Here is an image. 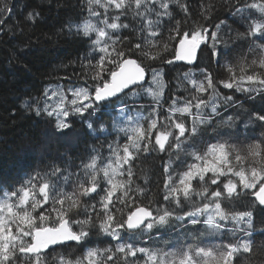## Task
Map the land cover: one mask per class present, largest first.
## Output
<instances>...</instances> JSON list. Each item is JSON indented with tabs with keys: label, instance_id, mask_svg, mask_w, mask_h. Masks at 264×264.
I'll return each instance as SVG.
<instances>
[{
	"label": "snow or ice",
	"instance_id": "obj_1",
	"mask_svg": "<svg viewBox=\"0 0 264 264\" xmlns=\"http://www.w3.org/2000/svg\"><path fill=\"white\" fill-rule=\"evenodd\" d=\"M229 7L245 21L242 37L252 45L248 54L234 60H229L231 49L220 34L224 22L189 25L187 2L85 0L86 18L69 22L61 31L90 44L81 63L91 72V88L68 89L71 100L63 86L46 88L42 104L39 99L25 100L23 107L52 117L56 131L63 133L72 127L70 117H92L102 106L114 105L111 129L87 124L106 141L112 136L106 143L108 154L93 148L75 171L67 163H53L17 184H0V264H264V244L252 239L254 211H264V134L242 140L234 130L237 117L222 115L235 104V93L264 98V0H230ZM200 8L201 19H210L213 5L201 3ZM177 10L181 19L174 14ZM12 11L7 0H0V25ZM39 15L30 12L27 20L35 22ZM205 50L208 63L200 65ZM177 62L193 65L198 72L182 74L181 80L190 85L186 95L173 93L165 101L168 85L162 66ZM221 87L233 94H222ZM141 95L154 103L147 115L132 114L123 98ZM217 118L223 130L216 128ZM247 119L264 129V110L249 113ZM208 127L215 133L214 142L202 153L192 151L193 162L184 161L179 174L166 165L160 199L151 200L150 190L133 179L141 157L172 150L179 155ZM236 202L244 210H236ZM173 224H203L209 236L226 232L236 239L173 245L168 250L120 242L88 248L76 259L57 251L86 245L92 235L121 241L122 232L151 233Z\"/></svg>",
	"mask_w": 264,
	"mask_h": 264
},
{
	"label": "trees",
	"instance_id": "obj_2",
	"mask_svg": "<svg viewBox=\"0 0 264 264\" xmlns=\"http://www.w3.org/2000/svg\"><path fill=\"white\" fill-rule=\"evenodd\" d=\"M7 2L13 11L5 24L0 25V184L5 187L19 183L29 173L42 172L53 163L61 167L67 163L70 170L75 171L81 162L87 159L93 148L107 155L106 143L111 141L112 136L106 141L103 135L93 133L87 124L91 121L97 129L101 125L111 129L112 118L116 115L114 105L102 106L92 117H70L72 127L59 133L55 129L52 117L37 116L23 107L25 100L31 103L33 99H39L42 104L46 88L63 86L69 100L72 97L68 89L91 88L92 81L88 78L91 72L81 63L91 51L90 44L84 39L68 34L66 30L61 31L69 22H82L87 13L84 11L85 0H7ZM182 2L190 5L189 25L197 22L212 26L224 22L220 34L225 36L227 47L231 49L229 60L248 54L252 46L251 41L242 37L247 25L230 10V0H182ZM201 3L213 5L210 19H201ZM30 12L40 14L35 22L27 20ZM174 14L177 19H181L183 15L179 10ZM92 55L95 56L96 53ZM223 62L222 60L221 63ZM197 63L200 65L208 63L206 50ZM162 67L164 81L168 85L164 100L168 101L173 93L178 96L186 95L184 89L190 88V85L181 80L182 74L189 69L198 72L197 68L185 64ZM212 67L215 71V61L212 62ZM65 77L69 79H64ZM220 92L233 94L231 90L222 87ZM233 99L235 104L224 109L222 115L237 117L234 130L238 131L240 138L243 140L245 137H258L264 134V129L247 119L249 113L264 110V98L256 96L254 99H248L246 94L235 93ZM123 102L132 114L142 112L144 115H147L154 103L151 97L143 95L135 99L124 97ZM167 106L165 103L164 107ZM142 123L146 128L147 120ZM215 126L219 130L225 127L219 118L215 121ZM214 135L213 129L208 127L196 138L194 146H186L179 155L176 150H172L141 157L134 169L135 183L150 190L151 200H159L165 178L164 167L167 165L170 172L179 174L184 170V161L193 162L189 154L194 150L202 153L210 141L214 142ZM191 143L189 142L190 145ZM243 203H250V200ZM234 206L236 210H244L240 202H236ZM220 234L222 236L226 234L228 237L231 233ZM239 235L242 234L237 233V236ZM219 236V234L209 236L203 224L195 226L185 224L183 227L173 224L170 227L154 229L151 233L122 232L121 241L107 236L92 235L86 245L61 247L57 251L67 258L76 259L83 257L88 248L114 247L120 242H134L138 247L168 250L173 245L188 243L196 245L208 240L220 243ZM252 239L257 244H264V211L259 208L254 211ZM137 259L142 260V256L138 254Z\"/></svg>",
	"mask_w": 264,
	"mask_h": 264
},
{
	"label": "rangeland",
	"instance_id": "obj_3",
	"mask_svg": "<svg viewBox=\"0 0 264 264\" xmlns=\"http://www.w3.org/2000/svg\"><path fill=\"white\" fill-rule=\"evenodd\" d=\"M220 236H219V241H220V243H227L229 240H234V239H236V237H233L232 236V234H230L228 237L226 236V234H225V236H222L221 234H219ZM86 253V252H85Z\"/></svg>",
	"mask_w": 264,
	"mask_h": 264
},
{
	"label": "water",
	"instance_id": "obj_4",
	"mask_svg": "<svg viewBox=\"0 0 264 264\" xmlns=\"http://www.w3.org/2000/svg\"><path fill=\"white\" fill-rule=\"evenodd\" d=\"M175 64H183V62H177ZM186 66H193V65H186Z\"/></svg>",
	"mask_w": 264,
	"mask_h": 264
}]
</instances>
